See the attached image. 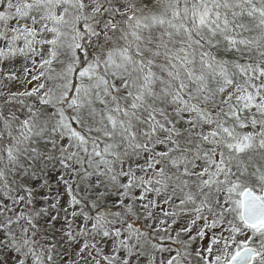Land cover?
Returning <instances> with one entry per match:
<instances>
[{"label":"snow or ice","instance_id":"snow-or-ice-1","mask_svg":"<svg viewBox=\"0 0 264 264\" xmlns=\"http://www.w3.org/2000/svg\"><path fill=\"white\" fill-rule=\"evenodd\" d=\"M0 264H264V0H0Z\"/></svg>","mask_w":264,"mask_h":264}]
</instances>
